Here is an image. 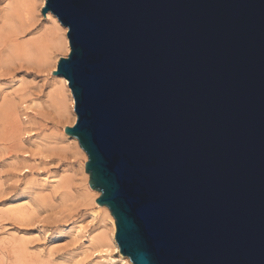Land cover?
Here are the masks:
<instances>
[{
  "label": "water",
  "instance_id": "obj_1",
  "mask_svg": "<svg viewBox=\"0 0 264 264\" xmlns=\"http://www.w3.org/2000/svg\"><path fill=\"white\" fill-rule=\"evenodd\" d=\"M89 185L133 264H264V0H46Z\"/></svg>",
  "mask_w": 264,
  "mask_h": 264
},
{
  "label": "rangeland",
  "instance_id": "obj_2",
  "mask_svg": "<svg viewBox=\"0 0 264 264\" xmlns=\"http://www.w3.org/2000/svg\"><path fill=\"white\" fill-rule=\"evenodd\" d=\"M4 4L0 0V9ZM38 14L35 31L44 27ZM50 84L46 71L24 62L7 70L0 57V264L72 257L76 264H101L99 253H83L86 236L73 233L81 221L84 233L94 236L99 217L91 216L94 209L84 195V156L60 138L63 124L69 123L48 102ZM22 204L26 214L11 212ZM16 240L23 241L22 248Z\"/></svg>",
  "mask_w": 264,
  "mask_h": 264
},
{
  "label": "bare ground",
  "instance_id": "obj_3",
  "mask_svg": "<svg viewBox=\"0 0 264 264\" xmlns=\"http://www.w3.org/2000/svg\"><path fill=\"white\" fill-rule=\"evenodd\" d=\"M3 1H5V4L0 9V57L4 67L7 70H13L18 62H24L47 72L51 80L47 92L48 102L57 114L69 123L63 124V133H61L60 138L71 146L76 155L84 156L80 166L86 179L84 195L89 197V203L93 206L94 211H92L91 216L93 218L99 217V225L97 226L99 232L94 236L89 231L84 233L85 226L81 221H78L73 233L81 237L86 236V240L83 242L86 246L83 253L88 250L92 253H99L98 257L101 264H133L128 256L120 252L115 238V219L109 208L96 202L100 192L89 185V173L85 169V163L88 159L87 154L79 145L77 138L65 132V127L72 126L77 118L74 110L75 101L68 80L62 75L53 74L52 71L56 70L60 55L62 53L67 55L70 51L67 37L68 28L58 20L56 15L48 11L45 16L40 14L44 24L43 30H34L33 25L36 22L37 15H39L38 12L41 11L46 0ZM37 2H39L38 5ZM40 105L39 102L38 106ZM43 179L52 180V177L45 176ZM25 208L27 207L22 204V206L11 209V212L17 216H22L27 212ZM5 240L7 241V239ZM14 242H17L20 248L23 247V241L16 240ZM113 252L119 253V256L112 255ZM73 258L47 263L34 260L30 264L78 263H75Z\"/></svg>",
  "mask_w": 264,
  "mask_h": 264
}]
</instances>
